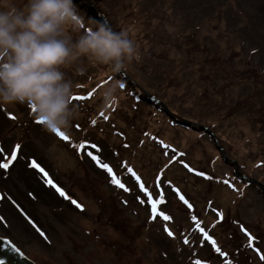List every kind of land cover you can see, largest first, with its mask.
Returning <instances> with one entry per match:
<instances>
[{"label": "rangeland", "instance_id": "rangeland-1", "mask_svg": "<svg viewBox=\"0 0 264 264\" xmlns=\"http://www.w3.org/2000/svg\"><path fill=\"white\" fill-rule=\"evenodd\" d=\"M73 3L86 28L127 30L142 58L117 76L126 87L107 112L97 93L107 68L85 59L83 75L66 70L86 97L67 140L27 105L0 107V162L21 146L0 169V237L36 264H264V0ZM146 193L162 194L168 221L152 219Z\"/></svg>", "mask_w": 264, "mask_h": 264}, {"label": "clouds", "instance_id": "clouds-1", "mask_svg": "<svg viewBox=\"0 0 264 264\" xmlns=\"http://www.w3.org/2000/svg\"><path fill=\"white\" fill-rule=\"evenodd\" d=\"M72 33H78L73 38ZM138 43L127 30L99 23L85 27L73 0H0V107L27 105L49 133L69 134L80 116L74 97L80 85L66 70L86 59L105 66L109 77L97 89L104 111L119 106L128 64L141 59ZM34 110V111H33Z\"/></svg>", "mask_w": 264, "mask_h": 264}, {"label": "snow or ice", "instance_id": "snow-or-ice-1", "mask_svg": "<svg viewBox=\"0 0 264 264\" xmlns=\"http://www.w3.org/2000/svg\"><path fill=\"white\" fill-rule=\"evenodd\" d=\"M91 95V94H89ZM75 100H85L86 97L84 96H77V97H74ZM34 111V110H33ZM12 119H15V117H10ZM35 123L37 124H40L41 122L40 121H35ZM93 123H95V121H93ZM57 135H59L62 139H65L67 140L68 137L65 136L63 133H57ZM81 147H84L83 145H81ZM92 147L96 148L97 151H99V148L96 146V145H92ZM21 146L18 144L15 146V150L12 151L11 153V156L10 158L9 157H6V162H0V169H4L5 171L10 168L12 166V164L18 159V151L20 150ZM0 152H2V149H0ZM88 155L94 160L97 162L98 166H101L104 170H106L107 172H109L110 176H111V182L116 185L117 187L125 190V191H130L129 189L125 188V185L122 184L120 182V180L112 174V169L106 164V163H103L97 156L93 155L91 152L88 153ZM30 166L33 167V168H37L39 172H41L45 179H46V183L53 187L58 193L59 195H61L62 197H64L65 199H69V197L67 196V194L60 188L58 187L52 179H49L48 178V173L41 167L38 166L37 162L35 160L31 161L30 163ZM141 189L143 190V186L141 185ZM149 197V200L151 201V210H152V219H155L157 216H162L163 219L165 221H168L170 219V217L168 215H164L162 212L158 211L157 210V204H162L164 203L163 201V198H162V194H161V199L159 201H155V200H152V197L150 194H147ZM0 199H3L2 196H0ZM181 199H183V197H181ZM72 203L75 204L78 208H80L81 210H83L82 206L79 205L75 200H72ZM141 203H143V201H141ZM220 219L222 220L223 219V216L222 214L220 215ZM0 221H2V218H0ZM165 231L167 232V234L171 237L173 236V233L166 227L165 228ZM201 232H204L203 229H200ZM242 231H245L246 235H248V238H249V241H252L253 240V237L250 235V233H247V230L246 229H243L242 228ZM41 235H43V233H41ZM205 239H208L207 235L205 234ZM186 244L188 243V240L185 239L184 241ZM215 241L213 240L212 241V244L215 245ZM251 246V245H250ZM258 253V255L260 256V259L261 261H264V253H261L259 249H255ZM215 251L217 253H221V249L219 247H216L215 248ZM222 254V253H221ZM0 264H5V261L0 258ZM194 264H201V261L197 260L194 262Z\"/></svg>", "mask_w": 264, "mask_h": 264}, {"label": "water", "instance_id": "water-1", "mask_svg": "<svg viewBox=\"0 0 264 264\" xmlns=\"http://www.w3.org/2000/svg\"><path fill=\"white\" fill-rule=\"evenodd\" d=\"M102 21L103 18H102ZM151 100L153 97H150ZM156 103H158L156 101ZM165 112L170 115L169 111L166 108H163ZM181 125H187L186 121H180ZM201 131L207 133L210 135L214 140V134L213 132L206 127L199 126L198 127ZM239 179H245V176H237ZM0 258H2L5 261V264H35L32 260L27 258L15 245H13L8 239L6 238H0Z\"/></svg>", "mask_w": 264, "mask_h": 264}, {"label": "trees", "instance_id": "trees-1", "mask_svg": "<svg viewBox=\"0 0 264 264\" xmlns=\"http://www.w3.org/2000/svg\"><path fill=\"white\" fill-rule=\"evenodd\" d=\"M136 99H139L138 97H136ZM169 110V112L174 116H176V113H174V112H172V110H170V109H168ZM187 122V121H186ZM190 122V123H189ZM189 122H187V123H189V126H187V127H191V126H193V124H195V122H191V121H189ZM218 139V138H217Z\"/></svg>", "mask_w": 264, "mask_h": 264}]
</instances>
